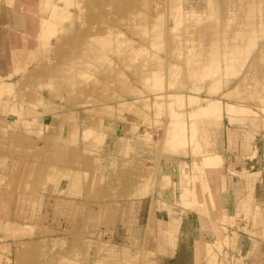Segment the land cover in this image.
<instances>
[{
    "label": "rangeland",
    "instance_id": "rangeland-1",
    "mask_svg": "<svg viewBox=\"0 0 264 264\" xmlns=\"http://www.w3.org/2000/svg\"><path fill=\"white\" fill-rule=\"evenodd\" d=\"M39 17L0 76V207L27 201L0 264H222L221 241L192 262L182 161L208 127L261 138L264 0H40Z\"/></svg>",
    "mask_w": 264,
    "mask_h": 264
},
{
    "label": "crops",
    "instance_id": "crops-1",
    "mask_svg": "<svg viewBox=\"0 0 264 264\" xmlns=\"http://www.w3.org/2000/svg\"><path fill=\"white\" fill-rule=\"evenodd\" d=\"M39 7L40 0H0V76L14 71L21 56L32 50L40 28ZM12 55L19 56L15 62ZM228 128L212 132L208 127L203 155L182 161L195 182L186 189L196 203L183 216L188 221L187 243L193 252L201 250L200 262L203 248L221 241L226 254L214 249L217 263L264 264V132L244 146L240 133ZM204 155L214 157L206 164ZM178 174L177 170L173 175ZM20 199L17 206L0 207L2 252H15L23 245L27 201ZM194 258L195 252L192 262Z\"/></svg>",
    "mask_w": 264,
    "mask_h": 264
},
{
    "label": "bare ground",
    "instance_id": "bare-ground-1",
    "mask_svg": "<svg viewBox=\"0 0 264 264\" xmlns=\"http://www.w3.org/2000/svg\"><path fill=\"white\" fill-rule=\"evenodd\" d=\"M19 16V15H18ZM2 87H4V85L2 86ZM211 106H213V104L211 105ZM204 107V106H203ZM203 107H197V111H198V109L200 110H202L203 112H204V108ZM208 107H210V105H206V108H205V110L208 108ZM199 112H201V111H199ZM191 114H193V113H191ZM199 153V152H198ZM211 157H214V156H212V155H204V157L202 158V159H204V161H205V163L207 162V164H208V161L210 160V159H212ZM214 160V159H213Z\"/></svg>",
    "mask_w": 264,
    "mask_h": 264
}]
</instances>
